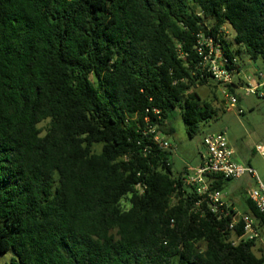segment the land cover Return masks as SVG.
<instances>
[{
	"label": "trees",
	"instance_id": "obj_1",
	"mask_svg": "<svg viewBox=\"0 0 264 264\" xmlns=\"http://www.w3.org/2000/svg\"><path fill=\"white\" fill-rule=\"evenodd\" d=\"M200 34L264 61V0H0V264H264L154 142L218 119Z\"/></svg>",
	"mask_w": 264,
	"mask_h": 264
},
{
	"label": "built area",
	"instance_id": "obj_2",
	"mask_svg": "<svg viewBox=\"0 0 264 264\" xmlns=\"http://www.w3.org/2000/svg\"><path fill=\"white\" fill-rule=\"evenodd\" d=\"M197 51L201 58L202 70L212 77L213 82L220 89L227 111H236L239 115H242V110L237 107L239 97L227 89L229 86L242 90L245 96L256 95L264 99V72L258 73L256 80L249 82L248 86H238L235 83V76L238 74L237 69L239 68L238 61L237 59L231 61L225 55L221 44L217 43L212 37H205L200 34L198 35ZM150 131L154 133L155 129ZM154 142L163 150L170 151L172 148L160 132L156 134ZM203 146L206 155L201 165L197 169L187 170L182 178L184 184L191 187L198 197L195 206L199 208L203 203L207 204L210 213L216 216L218 220L232 215L229 225L230 230L236 231L240 227V234L232 241L234 246L256 241L264 247V234L260 232L254 219L234 210L225 201L222 192L211 189L208 178L213 175H220L231 180L240 179L246 175L254 178L257 187L249 190L247 196L262 216H264V183L259 180L256 172L251 167L237 164L234 161L235 153L228 144L225 132L205 136ZM255 150L258 155L264 157V145H257Z\"/></svg>",
	"mask_w": 264,
	"mask_h": 264
},
{
	"label": "rangeland",
	"instance_id": "obj_3",
	"mask_svg": "<svg viewBox=\"0 0 264 264\" xmlns=\"http://www.w3.org/2000/svg\"><path fill=\"white\" fill-rule=\"evenodd\" d=\"M230 33L229 29H226ZM237 56L240 61L241 72L236 74L235 81L243 77L247 82L257 73L264 70V61H252L246 54ZM201 97L208 102H213L218 110V120H211L201 125L200 132L194 137L187 133V127L179 112H173L166 125L174 129V134L166 136L172 146L170 161L173 165L175 177L182 175L186 170L197 169L201 164L203 154V139L205 135L225 132L228 143L234 150L238 163L250 166L257 174L259 180L264 183V157L255 152L257 145H264V99L256 95L245 96L240 89H235L239 103L237 107L242 110V115L236 111L223 110L226 103L219 89H211L210 86L197 89ZM256 181L246 175L240 179H233L225 183L222 191L224 199L229 204H234L237 212L244 213L247 205L244 200V191L256 188ZM8 256L2 264L10 261Z\"/></svg>",
	"mask_w": 264,
	"mask_h": 264
},
{
	"label": "crops",
	"instance_id": "obj_4",
	"mask_svg": "<svg viewBox=\"0 0 264 264\" xmlns=\"http://www.w3.org/2000/svg\"><path fill=\"white\" fill-rule=\"evenodd\" d=\"M243 56V55H242ZM244 56H245V54H244ZM244 56H243V58H244ZM236 59H237V56H236ZM238 61V60H237ZM240 61H238V66H239V73L241 72V66H240V63H239ZM262 72H264V70H262V71H260L259 73H262ZM238 73V74H239ZM258 74V73H257ZM257 74H256V76H257ZM256 76L255 77H253V78H250L249 80H248V82H253L254 80H256ZM238 82H236L235 81V83L239 86V85H247V82L246 81H244V79H243V77H239V79L237 80ZM219 89V88H218ZM219 92L221 93V91H220V89H219ZM222 95V94H221ZM227 108H226V106L224 107V109L223 110H226ZM227 111V110H226ZM218 120V119H217ZM170 128L171 127H169V126H167V125H165V128H164V131H161L160 133H161V135L164 137V138H166V136H169L170 134H171V132H170ZM218 134V133H217ZM208 135H212L211 133L210 134H208ZM205 136H207V135H205ZM228 140V139H227ZM229 144V143H228ZM230 146V145H229ZM256 148V147H255ZM255 150V149H254ZM255 152H256V150H255ZM257 153V152H256ZM206 155V152H205V148H204V146H203V154H202V156H201V163H202V161H203V158H204V156ZM234 161L237 163V164H240V165H243V166H246V165H244V164H241V163H238L237 162V160L235 159V155H234ZM201 165V164H200ZM247 167H250V166H247ZM245 177V176H244ZM250 178H252L251 176H250ZM252 179H254V178H252ZM255 180V179H254ZM256 181V180H255ZM256 185H257V183H256ZM249 191V190H248ZM248 191H244V200L245 199H248L249 197L247 196V192ZM248 197V198H247ZM232 207H233V209L234 210H237L236 208H235V205L234 204H230Z\"/></svg>",
	"mask_w": 264,
	"mask_h": 264
}]
</instances>
